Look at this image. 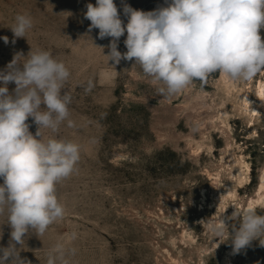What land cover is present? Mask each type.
Here are the masks:
<instances>
[{
  "label": "rangeland",
  "instance_id": "374dc122",
  "mask_svg": "<svg viewBox=\"0 0 264 264\" xmlns=\"http://www.w3.org/2000/svg\"><path fill=\"white\" fill-rule=\"evenodd\" d=\"M123 2L152 11L164 0ZM88 3L96 0H0V71L15 54L27 56L31 48L48 50L63 61L70 71L65 90L74 126L65 120L56 132L42 128L41 137L81 146L75 172L56 186L66 209L63 220L41 236L29 232L21 258L47 264L49 252L61 242L76 250L70 264H264L259 241L229 253L228 232L218 239L210 231L224 215L221 197L235 161L225 153L228 141L250 166L249 182H235L239 195L247 198L257 189L264 167V110L255 127L235 113L220 73L178 94L160 95L161 85L134 60L108 62L111 38L99 39L98 29L88 31ZM114 3L127 23L122 0ZM17 14H29L33 27L13 44L10 27ZM260 34L264 38V29ZM125 39L126 33L118 44L121 53L127 51ZM260 80L264 71L250 81L234 82L254 89ZM89 81L92 87L86 91ZM8 88L11 92L15 84ZM222 111L232 114L230 129L220 119ZM26 122L35 135L33 118ZM217 173L218 185L212 178ZM225 210L230 217V207ZM257 213L264 215V208ZM233 223H228L230 233ZM10 233L5 212L0 214V247L8 246Z\"/></svg>",
  "mask_w": 264,
  "mask_h": 264
},
{
  "label": "clouds",
  "instance_id": "9594fccd",
  "mask_svg": "<svg viewBox=\"0 0 264 264\" xmlns=\"http://www.w3.org/2000/svg\"><path fill=\"white\" fill-rule=\"evenodd\" d=\"M86 9L88 31L98 29L99 39L111 38L108 62L134 60L161 85L157 91L162 96L178 94L197 80L204 84L213 73L246 82L264 71V0H164L152 11L134 9L122 0L127 23L114 0H96ZM32 27L29 14H17L10 27L12 43L26 38ZM125 33L127 51L121 53L118 44ZM2 39L9 43L7 36ZM69 77L63 61L48 50L32 48L27 56L15 54L0 71V214L7 212L11 228L8 246L0 247V264H31L20 256L29 232L41 236L65 216L56 186L75 172L81 146L63 138L45 141L40 130L56 132L65 120L74 126L68 119L71 96L65 90ZM9 83L15 84L11 92ZM91 87L89 81L86 91ZM29 117L37 125L35 135L29 131ZM226 221H235L231 233ZM210 231L218 239L227 231L235 253L253 241L264 247V215L253 209L235 208L230 217L222 215L218 224L212 223ZM75 251L58 242L47 264H70Z\"/></svg>",
  "mask_w": 264,
  "mask_h": 264
},
{
  "label": "bare ground",
  "instance_id": "6f19581e",
  "mask_svg": "<svg viewBox=\"0 0 264 264\" xmlns=\"http://www.w3.org/2000/svg\"><path fill=\"white\" fill-rule=\"evenodd\" d=\"M222 79L227 83L226 89H228L230 103L235 113L241 116H246L248 121L255 127L257 122L263 116L262 111L264 110V81L260 80L258 85L253 89L254 86H248L245 84L241 87V84H237L228 77L222 75ZM232 114L229 111H222L220 119L222 123L226 124L228 127V122L231 120ZM229 128V127H228ZM230 129V128H229ZM233 131L230 130L229 136ZM232 137V136H231ZM236 146V145H235ZM233 140L228 141L227 148L225 153L230 157L234 158L233 170H231V177H229V183L225 189L224 194L221 197V206L223 208V214L226 217L227 207H230L231 214L235 211V208L238 211L240 209L247 210L253 209L258 212L260 209L264 208V167L262 169V174L260 177L259 184L255 193L252 196H247L243 198L239 195V189L235 185V182L244 185L250 180V166L246 162L244 156H236V152ZM232 165V164H231ZM215 180V184L220 183V174L217 173L215 177H212ZM233 211V212H232ZM230 216V215H229ZM215 223H219V220ZM229 223V221H226ZM233 250L229 251L232 253ZM228 257L230 254L227 255Z\"/></svg>",
  "mask_w": 264,
  "mask_h": 264
}]
</instances>
